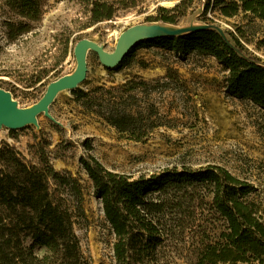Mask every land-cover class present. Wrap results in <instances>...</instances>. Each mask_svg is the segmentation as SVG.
Masks as SVG:
<instances>
[{
  "label": "rangeland",
  "instance_id": "1",
  "mask_svg": "<svg viewBox=\"0 0 264 264\" xmlns=\"http://www.w3.org/2000/svg\"><path fill=\"white\" fill-rule=\"evenodd\" d=\"M41 1L42 20L30 33L11 41L6 23L17 17L0 0V87L16 90L12 96L20 108L32 107L52 82L76 72L75 49L80 41H93L110 56L123 34L150 25L181 31L209 24L223 34L234 33L264 64V21L245 13L225 18L207 9L209 0H127L133 7L97 24H91L87 0ZM178 5L177 24L148 20L157 16L159 7ZM85 57L88 75L80 88L104 87L109 91L96 93L102 101L91 105L63 91L52 103L50 117L41 114L36 125L19 130L0 125V147L7 142L38 166L39 155L45 153L56 171L81 183L83 212L76 214L75 231L90 264H116V260L114 235L80 163L82 156L92 155L107 169L134 178L166 169L220 166L258 189L251 200L264 212V109L228 94L227 72L216 58L198 53L179 57L146 46L131 54L121 68L108 69L93 50H86ZM170 71L173 78L167 77ZM129 81L132 86L122 88ZM113 96L122 97L123 104H117L116 110L129 109L140 118L141 131L148 132L146 139L132 140L92 114L108 111ZM51 186L56 195L62 193L54 182ZM64 197L71 207L77 205L68 193ZM209 202L202 195L193 208H186L181 225L170 230L150 264H197L202 247L223 228Z\"/></svg>",
  "mask_w": 264,
  "mask_h": 264
},
{
  "label": "trees",
  "instance_id": "2",
  "mask_svg": "<svg viewBox=\"0 0 264 264\" xmlns=\"http://www.w3.org/2000/svg\"><path fill=\"white\" fill-rule=\"evenodd\" d=\"M14 20L6 23L11 41L30 33L43 18L41 0H5ZM91 24L111 20L116 12L133 7L127 0H87ZM159 7L157 16L148 20L175 25L176 12ZM207 9L225 18L239 13L250 14L264 21V0H209ZM146 46L163 48L179 57L192 53L216 58L227 72L229 95L247 100L264 109V64L254 57L232 32L221 33L207 24L204 28L178 36L147 38L137 43L121 62ZM167 77L173 78V73ZM129 81L122 88H130ZM143 84H146L143 82ZM121 88V87H120ZM16 95L13 87L6 89ZM96 87L71 92L88 104L102 101ZM122 97L113 96L108 111H92L122 134L143 141L140 118L129 109H118ZM103 108L102 104H99ZM85 147L91 150L89 142ZM40 165L29 163L14 146L3 142L0 147V264H90L83 254L75 231V217L83 212L81 183L70 174L53 167L45 153ZM80 163L87 172L95 197L101 202L106 221L114 235L116 264H150L170 230L182 223V214L195 206L199 197H209L210 210L216 221L223 223L215 240L205 244L197 264H264V212L251 200L258 189L246 180L220 166L201 169H166L151 176L134 178L107 169L92 155L82 156ZM54 182L56 195L52 190ZM74 197L71 207L64 194Z\"/></svg>",
  "mask_w": 264,
  "mask_h": 264
},
{
  "label": "water",
  "instance_id": "3",
  "mask_svg": "<svg viewBox=\"0 0 264 264\" xmlns=\"http://www.w3.org/2000/svg\"><path fill=\"white\" fill-rule=\"evenodd\" d=\"M205 27V26H204ZM204 27H194L181 31H167V26L164 25H150L142 29H136L128 34L126 38V44H128L123 53L116 59L114 65H110L105 60V54L102 49L93 41L82 40L78 43L75 49V56L77 59V70L70 76H64L54 82H52L42 97L36 104L30 108H20L17 102L14 100L12 94L0 87V125L8 128L9 130L23 129L32 124L38 123V117L41 114H45L50 117V107L54 102L57 95L63 91H72L80 87L85 82L88 75V64L85 57L86 50H93L99 56L100 61L107 67L117 66L121 60L126 56L127 53L140 41L130 44L132 36L140 31H148L152 29H159L164 31L166 34L163 36H178L184 33H188L193 30L201 29ZM160 37V36H157Z\"/></svg>",
  "mask_w": 264,
  "mask_h": 264
},
{
  "label": "bare ground",
  "instance_id": "4",
  "mask_svg": "<svg viewBox=\"0 0 264 264\" xmlns=\"http://www.w3.org/2000/svg\"><path fill=\"white\" fill-rule=\"evenodd\" d=\"M167 31H174V28L172 27H167L166 28ZM134 30H131L128 33H125L122 35V37L120 38V41L117 45V49L116 52L110 56L105 55V60L110 64V65H114L116 59H118V57H120V55L123 53V51L125 50L126 46L128 44H126V38L128 36L129 33H131ZM133 33V32H132ZM166 33L162 30L159 29H152V30H148V31H140L136 34H134L130 40V44L136 43L140 40H142L143 38L146 37H157V36H163Z\"/></svg>",
  "mask_w": 264,
  "mask_h": 264
}]
</instances>
